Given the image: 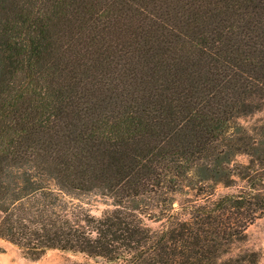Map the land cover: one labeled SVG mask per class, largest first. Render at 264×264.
Listing matches in <instances>:
<instances>
[{"label":"trees","instance_id":"trees-1","mask_svg":"<svg viewBox=\"0 0 264 264\" xmlns=\"http://www.w3.org/2000/svg\"><path fill=\"white\" fill-rule=\"evenodd\" d=\"M261 218L264 0H0L1 239L258 264L233 252Z\"/></svg>","mask_w":264,"mask_h":264},{"label":"rangeland","instance_id":"rangeland-1","mask_svg":"<svg viewBox=\"0 0 264 264\" xmlns=\"http://www.w3.org/2000/svg\"><path fill=\"white\" fill-rule=\"evenodd\" d=\"M250 119L251 117H247L244 122ZM219 191L223 192L226 189L220 187ZM83 201L91 213L96 216L113 208L111 201L105 197L91 195ZM142 219L147 226L153 229L160 225V222L154 221L147 215L142 216ZM245 233L244 241L234 247L233 253L241 249L257 250L260 253L258 264H264V218L249 225ZM0 264H108V262L102 257H90L84 253L58 249H48L38 259H31L24 256L16 246L0 238Z\"/></svg>","mask_w":264,"mask_h":264}]
</instances>
